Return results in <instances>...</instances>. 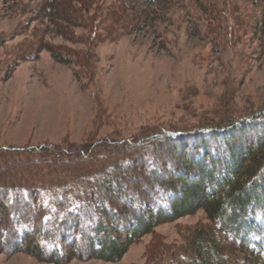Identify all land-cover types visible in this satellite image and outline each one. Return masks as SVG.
I'll return each mask as SVG.
<instances>
[{
	"label": "trees",
	"instance_id": "trees-1",
	"mask_svg": "<svg viewBox=\"0 0 264 264\" xmlns=\"http://www.w3.org/2000/svg\"><path fill=\"white\" fill-rule=\"evenodd\" d=\"M39 2L30 11L37 27L0 30V81L43 50L92 80L96 46L152 16L149 0H140L143 7L127 0ZM209 6L212 16L216 4ZM48 23L81 47L48 41ZM24 33V41L9 45ZM231 116L150 126L128 137L93 134L83 144L0 147V252L56 264L118 262L159 224L202 210L208 223L189 228L153 264H264V105Z\"/></svg>",
	"mask_w": 264,
	"mask_h": 264
},
{
	"label": "rangeland",
	"instance_id": "rangeland-1",
	"mask_svg": "<svg viewBox=\"0 0 264 264\" xmlns=\"http://www.w3.org/2000/svg\"><path fill=\"white\" fill-rule=\"evenodd\" d=\"M39 1L21 0L17 5L15 0H0V30L12 33L22 23L37 27L30 11ZM127 1L143 7L140 0ZM147 3L152 10L147 25L96 46L92 80L77 77L76 66L59 63L43 50L38 59L20 62L10 78L0 81V147L83 144L93 134L128 137L150 126L219 121L264 105L261 0ZM210 3L216 4L212 16ZM215 13L218 23L211 20ZM218 27L214 40L211 31ZM48 29L51 43L81 47L54 34L53 24ZM26 37L19 35L9 45ZM5 54L6 48L0 47V60ZM200 223H208L202 210L161 223L118 262L73 259L62 264H153ZM0 264L56 263L26 252H0Z\"/></svg>",
	"mask_w": 264,
	"mask_h": 264
}]
</instances>
